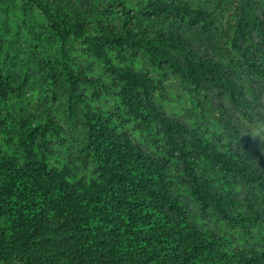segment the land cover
Here are the masks:
<instances>
[{
    "label": "trees",
    "instance_id": "obj_1",
    "mask_svg": "<svg viewBox=\"0 0 264 264\" xmlns=\"http://www.w3.org/2000/svg\"><path fill=\"white\" fill-rule=\"evenodd\" d=\"M0 264H264V0H0Z\"/></svg>",
    "mask_w": 264,
    "mask_h": 264
}]
</instances>
